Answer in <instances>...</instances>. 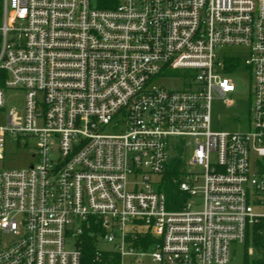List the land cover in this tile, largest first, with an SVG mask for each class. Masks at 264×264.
<instances>
[{"label": "built area", "instance_id": "built-area-1", "mask_svg": "<svg viewBox=\"0 0 264 264\" xmlns=\"http://www.w3.org/2000/svg\"><path fill=\"white\" fill-rule=\"evenodd\" d=\"M241 64L252 129L212 130ZM175 71L181 89L153 84ZM7 89L24 102L0 162L11 139L34 163L0 168V264H80L84 233L121 262L228 264L237 243L264 264V0H1L0 110ZM174 160L186 198L169 210Z\"/></svg>", "mask_w": 264, "mask_h": 264}, {"label": "rangeland", "instance_id": "rangeland-1", "mask_svg": "<svg viewBox=\"0 0 264 264\" xmlns=\"http://www.w3.org/2000/svg\"><path fill=\"white\" fill-rule=\"evenodd\" d=\"M94 2V0H92ZM220 53H244L242 48L224 47L219 49ZM240 55V54H239ZM241 59L244 56L241 54ZM172 77H157L153 84L163 87L166 90L181 89L182 72L175 71L171 73ZM234 92L227 95L226 99L231 103L228 107L221 101L212 103L211 126L212 130H223L228 132H246L252 129L249 106L251 102V81L246 70L240 65L237 74L231 77ZM24 102V93L22 90H5L4 109L0 110V126L7 124V114L10 110H21ZM180 139H173L172 143L180 146ZM34 141L29 140L26 145L23 142H13L11 139H6L4 160L0 162V168L3 169H24L34 163L32 150ZM192 148L184 151L180 157L183 164L187 166L186 172L202 173L201 168L190 166L188 164ZM152 186L160 182L161 178L152 177ZM200 185V182L199 184ZM200 203V199L197 200ZM97 249L102 252L111 251L109 244L100 242ZM151 252V250L149 251ZM256 257H247L245 247L242 244L234 243L230 246V257L228 264H251ZM121 264H158L152 261L149 255L138 256L136 258H124Z\"/></svg>", "mask_w": 264, "mask_h": 264}, {"label": "trees", "instance_id": "trees-1", "mask_svg": "<svg viewBox=\"0 0 264 264\" xmlns=\"http://www.w3.org/2000/svg\"><path fill=\"white\" fill-rule=\"evenodd\" d=\"M117 1L97 0V6L98 8H111ZM171 165V170L164 174L162 178V190L165 193L167 208L169 210H177L182 206L186 196L178 190L177 184L173 182L174 178H178V169H180L181 163L178 160H174ZM147 242L150 244L152 241L148 238ZM75 245L80 250V264H121L118 254L111 251H99L97 249L98 241H96L94 236L92 237L87 233L79 237Z\"/></svg>", "mask_w": 264, "mask_h": 264}]
</instances>
